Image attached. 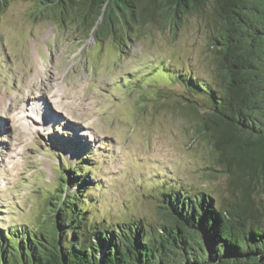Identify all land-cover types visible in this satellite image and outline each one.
<instances>
[{
  "label": "rangeland",
  "instance_id": "374dc122",
  "mask_svg": "<svg viewBox=\"0 0 264 264\" xmlns=\"http://www.w3.org/2000/svg\"><path fill=\"white\" fill-rule=\"evenodd\" d=\"M33 11L19 0L0 15V230L43 219L62 177L65 194L76 190L73 169L88 183L89 221L110 226L159 222L161 193L171 189L225 191L211 147L169 108L175 99L156 93H184L162 66L212 79L202 19L119 47L68 34Z\"/></svg>",
  "mask_w": 264,
  "mask_h": 264
},
{
  "label": "trees",
  "instance_id": "16d2710c",
  "mask_svg": "<svg viewBox=\"0 0 264 264\" xmlns=\"http://www.w3.org/2000/svg\"><path fill=\"white\" fill-rule=\"evenodd\" d=\"M14 1L0 0V15ZM25 1L33 2L34 19L119 47L147 30L177 31L190 16L202 19L212 79L162 66L184 93H156L175 99L169 108L195 125L227 186L223 194L165 191L159 222L110 226L89 221L88 183L73 169L76 190L65 194L62 177L43 219L0 230V264H264V0Z\"/></svg>",
  "mask_w": 264,
  "mask_h": 264
}]
</instances>
